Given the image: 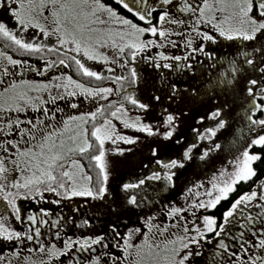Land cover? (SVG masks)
Returning <instances> with one entry per match:
<instances>
[{
	"label": "snow or ice",
	"instance_id": "snow-or-ice-1",
	"mask_svg": "<svg viewBox=\"0 0 264 264\" xmlns=\"http://www.w3.org/2000/svg\"><path fill=\"white\" fill-rule=\"evenodd\" d=\"M117 3L139 22L105 0H0L15 21L0 22V37L43 61L41 70L0 53V85L7 84L0 88V240L15 244L0 264H264V184L231 198L264 161V0ZM30 28L55 42H35L36 34L26 40L20 33ZM28 71L45 78H15ZM103 81L110 83H95ZM142 88L150 89L146 96ZM229 95L245 106L246 145L209 186L197 180L180 192V203L164 200L181 170L222 149L214 138L228 125ZM205 98L211 104L193 117L188 139L182 120ZM85 103L90 110H80ZM142 139L147 162L113 184ZM46 193L56 205L73 198L99 205V215L79 221L57 213V241L73 224L90 229L93 218L106 220L107 230L43 242L52 210L25 213L19 202L47 200ZM221 201L230 202L212 214ZM32 241L37 246L25 247Z\"/></svg>",
	"mask_w": 264,
	"mask_h": 264
},
{
	"label": "rangeland",
	"instance_id": "rangeland-1",
	"mask_svg": "<svg viewBox=\"0 0 264 264\" xmlns=\"http://www.w3.org/2000/svg\"><path fill=\"white\" fill-rule=\"evenodd\" d=\"M118 71L119 69H117V72ZM109 99L115 100L117 99V95L113 93L109 97ZM224 99L225 97H221V102H223ZM227 100L228 103L231 105L228 125L225 129H222L218 133L217 137L214 138L222 144V149L212 153L211 159L208 160L207 163H198L194 161L188 167L181 170L178 173L175 189L173 191L164 192V200L175 199L177 203H180V192L186 186L195 184L197 180L202 181L205 186H209V182L212 179V174L214 172H217L221 168V166H227L230 168L231 165L228 163L229 160L234 159L238 155L239 151H241L242 148L246 145V142L249 139V133H246L247 130L245 128V106L241 100H234L231 95L227 97ZM100 103H104V101H100ZM210 104L211 100L205 98L201 104L195 106L193 108L192 113L189 116L183 118L180 133L183 134L186 138L191 139L192 133L190 129L196 126L193 117L197 112H203L205 108L210 106ZM85 105L88 106L86 103ZM129 115H133V113L130 112ZM149 118H154L152 113H149ZM114 122L117 123V126L121 131H124L126 133L134 132V130L131 129H123V126L118 121ZM234 141L235 143H233ZM148 143V140L142 139L141 143L138 145L139 151L134 152L123 160V162L118 166L117 172L113 177V184L116 182V180L122 177L137 174L139 172V165L141 164V162H147L149 158L147 148ZM260 184H264V179L257 182V187H259ZM200 190L204 191V189ZM193 191H195V189ZM209 211L212 214L218 215L216 209H212Z\"/></svg>",
	"mask_w": 264,
	"mask_h": 264
},
{
	"label": "flooded vegetation",
	"instance_id": "flooded-vegetation-1",
	"mask_svg": "<svg viewBox=\"0 0 264 264\" xmlns=\"http://www.w3.org/2000/svg\"><path fill=\"white\" fill-rule=\"evenodd\" d=\"M105 2L108 3L110 6L116 8L121 15H123L129 19H133L135 22H139L138 18L135 17L134 13L129 12L127 9H124L121 5H119L117 3V0H105ZM128 2L130 5H133L135 7V0H128ZM141 7H142V5H141ZM154 15H155V13H154ZM0 22L6 23L9 27H14V25H15V21L12 19L11 13L5 11L3 7H0ZM113 27H116V26H113ZM20 34L23 35L26 40H30L31 36L33 34H36L37 39L35 42H50V43L55 42V37H51L50 41L47 38H43L42 35L39 34L38 29H31L30 28V29L26 30L25 33H20ZM57 47H59V46L57 45ZM0 53H6L7 55H12L13 58H16V59H27L29 61V63L37 65L42 70L43 61H40L38 57L28 56L27 54L19 53L17 51L16 47L13 46L10 41L6 40L3 37H0ZM51 55H52V58L55 59L56 54L53 53ZM3 63H6V61L4 60L3 57H0V64H3ZM94 63L95 62L88 61L89 65H93ZM9 67L11 68L12 66H9ZM97 69L99 70V67H97ZM15 71L17 73L20 72L19 66L16 67ZM54 74H56V73L54 71H52V72L46 73L45 75L47 76L48 79H51V76ZM70 74H72L74 76V78H81V77L77 76V74L74 72V70H71ZM11 78H13V77H7L4 79L9 80ZM15 78L16 79L40 80V79H44L45 77L40 76L36 72L28 71V72H25V73H22L20 75L15 76ZM81 79H82V82L89 83V78L84 77ZM95 83H110V82L103 81V82H95ZM6 86H7V84L5 83L3 85H0V88L6 87ZM147 90L148 89H144V88L141 89V92L143 93V95L146 96ZM61 106H63V105H61ZM80 110H90V109L88 108V106L84 105ZM246 133H248V132L246 131ZM133 175H135V174H133ZM128 177L129 176L122 177V178L126 179ZM45 195L48 197L47 200H43V201L22 200L19 202L20 206L22 207V209L24 210L25 213H27V211L29 209H31L32 211L37 212V215L39 216V213H38L39 207H47V208H50L52 210V212L47 217V219L49 220V224L42 226V232L44 233V235L41 237V239L43 242L47 243L51 240L53 242H58L59 244H62L63 235L65 233L68 235H79V234L87 235L90 233L99 232L101 230V228H103L104 230H107L106 220L103 223H97L93 218V223H92V226L90 229L85 230L84 228H80L79 230H77L75 225L73 224V225L61 230L62 235L59 238V240L57 241V238L54 236V233L60 229L51 228V221L56 219L57 213L62 214L65 218L72 217L74 221H79L82 218H86V217L92 218V217H94V215H99L100 214L98 212L99 205L95 202H93L90 205H83L81 198H73L72 201L62 200L60 205H56L54 203H51V200L57 199V197H54L53 195L47 194V193ZM163 195H165L164 192L161 193L162 198L164 197ZM78 202L82 206L79 207V211H73V208L77 206ZM229 202L230 201H228V203ZM224 208L221 209L220 213L224 210ZM216 211H217V208H216ZM128 215H131V213H129ZM10 222L13 223L14 227H19V224L14 222V218H12L10 220ZM235 231H236V229H233V232H235ZM50 232L53 235H50L49 234ZM28 245H31L33 247L37 246L36 241L25 242V247H27ZM10 248H15V244H13L12 242H9V241L0 240V254H6ZM24 254H27V252H25ZM63 259L66 261L67 257H64Z\"/></svg>",
	"mask_w": 264,
	"mask_h": 264
},
{
	"label": "trees",
	"instance_id": "trees-1",
	"mask_svg": "<svg viewBox=\"0 0 264 264\" xmlns=\"http://www.w3.org/2000/svg\"><path fill=\"white\" fill-rule=\"evenodd\" d=\"M257 168V175L253 178L252 181H249L248 183H241L237 186L236 193L232 194L231 198H234L235 195L239 194L242 191L249 190L254 184L256 185L257 182L264 179V161H260L255 165ZM228 204V201H221V203L217 207V213L220 214V211L222 208H224Z\"/></svg>",
	"mask_w": 264,
	"mask_h": 264
}]
</instances>
